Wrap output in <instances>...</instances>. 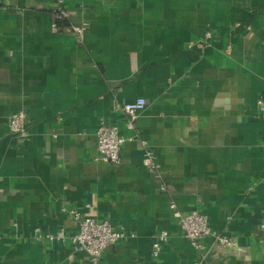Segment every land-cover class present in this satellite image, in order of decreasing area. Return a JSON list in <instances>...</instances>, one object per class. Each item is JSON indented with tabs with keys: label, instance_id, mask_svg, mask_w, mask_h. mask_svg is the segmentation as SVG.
Wrapping results in <instances>:
<instances>
[{
	"label": "crops",
	"instance_id": "crops-1",
	"mask_svg": "<svg viewBox=\"0 0 264 264\" xmlns=\"http://www.w3.org/2000/svg\"><path fill=\"white\" fill-rule=\"evenodd\" d=\"M260 99L264 0H0V264H93L37 237L77 232L71 210L127 233L97 264H264ZM18 110L24 137L9 125ZM101 121L127 139L119 163L99 156ZM172 205L208 216L203 248Z\"/></svg>",
	"mask_w": 264,
	"mask_h": 264
},
{
	"label": "built area",
	"instance_id": "built-area-1",
	"mask_svg": "<svg viewBox=\"0 0 264 264\" xmlns=\"http://www.w3.org/2000/svg\"><path fill=\"white\" fill-rule=\"evenodd\" d=\"M60 9L58 11L60 16H69L66 10ZM53 27L54 29L58 28V24L54 22ZM72 29L77 33L80 39L85 31V25H74ZM207 36L211 37V34L208 33ZM258 103L263 107L264 99H260ZM146 105L147 100L145 97H138L124 104L123 110L126 115L127 127L133 128L135 126V121L140 111H142ZM26 122L27 113L24 110L13 112L9 119L11 131L17 135L26 136L28 132ZM96 140L99 156L102 160L111 163L120 162L121 148L127 139L121 133L118 126L101 121L96 131ZM145 164L148 165L151 170H154L157 166L156 161L150 153L147 154ZM171 207L174 210V215L177 217L179 226L185 237L195 246L203 248L201 239L213 234L208 216L195 208L187 213H182L180 210L175 209V205ZM71 213H73L75 218L79 221V229L77 232L68 235L62 228L56 233H46L45 235L38 232L37 237L39 239L44 237L50 241L56 239L68 240L75 250L85 251L89 256L90 262L97 264L103 251L108 246L116 244L127 236L124 229L115 227L108 220H99L96 217L84 216L76 210H71ZM169 236L170 234L167 230H161L155 235L152 243V255L154 259L159 257ZM215 238L219 245H227L231 242V238L228 235L216 234Z\"/></svg>",
	"mask_w": 264,
	"mask_h": 264
}]
</instances>
